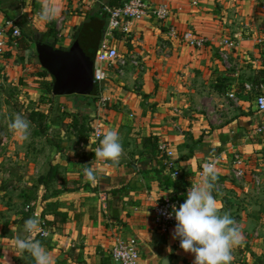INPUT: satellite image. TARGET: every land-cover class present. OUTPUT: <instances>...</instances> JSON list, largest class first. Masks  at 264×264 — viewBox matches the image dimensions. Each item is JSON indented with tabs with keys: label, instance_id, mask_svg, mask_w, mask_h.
I'll return each mask as SVG.
<instances>
[{
	"label": "crops",
	"instance_id": "crops-1",
	"mask_svg": "<svg viewBox=\"0 0 264 264\" xmlns=\"http://www.w3.org/2000/svg\"><path fill=\"white\" fill-rule=\"evenodd\" d=\"M123 1L0 0V27L11 21L32 38L27 48L18 50L11 39L0 69L11 77V57L28 51L22 67L38 75L43 71L36 55L39 42L66 51L85 22L98 25L105 8ZM149 2L166 4L170 16L165 23L145 17L131 23L128 35L116 34L119 53H138L144 69L137 72L128 66L123 77L109 73L102 91L108 98L105 108L98 107L97 95L95 102L92 96H53L68 99L79 124L68 129L67 136L61 132L47 139L43 134L35 145L30 137L21 141L15 136L8 119L5 127L0 125V198L5 195L6 201L0 207V264H35L29 253L19 254L13 245L17 236L27 235L24 222L32 212L46 220L51 231L48 238H32L55 264H113L109 253L117 236L138 241L142 264H193L194 256L172 238L175 226L159 229L152 209L165 194L183 204L210 159L218 160L213 195L223 205L221 213H231L244 237L232 250L231 264H264V132H254L264 125V112L255 109L264 84L256 87L252 82L256 72L264 71V44L256 43L264 34L261 1L201 0L196 6L189 0ZM45 11L50 19L41 18ZM169 26L178 38L167 36ZM186 31L205 38V46H187L179 38ZM225 39L234 46L222 44ZM222 52L228 54L229 66ZM44 78L51 80L50 75ZM6 110L4 106L0 113ZM99 123L103 132L119 133L123 155L118 164L95 159L100 142L93 139L92 127ZM159 142L172 151L169 168L157 150ZM235 155L246 163L240 180L230 175ZM84 165L95 170L98 183L85 180ZM173 171L180 175L172 177ZM27 205H32L31 212L25 211Z\"/></svg>",
	"mask_w": 264,
	"mask_h": 264
},
{
	"label": "built area",
	"instance_id": "built-area-1",
	"mask_svg": "<svg viewBox=\"0 0 264 264\" xmlns=\"http://www.w3.org/2000/svg\"><path fill=\"white\" fill-rule=\"evenodd\" d=\"M201 0H189L190 5L196 6ZM261 1V10L264 11V0ZM107 13V22L103 30L102 37L99 41L93 67V80L97 88L98 107L105 108L108 98L102 95L104 90V82L108 79L109 73L113 72L118 77H123L126 73L127 67L133 68L135 71H143L144 66L139 58V54L134 52L129 55H121L115 44V37L117 33L128 35L130 32V25L132 22H137L145 17H152L160 23H165L170 16V10L166 4H151L149 0H124L122 4L115 8H105ZM62 20V19H61ZM169 38H178L177 30L173 26H169L166 32ZM21 35L19 27L11 21H7L4 27H0V58L4 55L7 49L8 42L12 39V47H16V39ZM179 38L189 47L202 48L206 44V39L194 35L190 31L182 33ZM258 45L264 44V34L256 40ZM222 44L233 47L234 43L225 39ZM221 59L225 65L229 66V56L226 52L221 53ZM19 57L28 58L30 54L28 51L20 52ZM246 89H250V85H245ZM229 98L236 100L232 94ZM255 109L257 112H264V93H260L255 99ZM99 115V114H98ZM257 134L264 132V125L258 126L254 130ZM103 134V126L101 123L92 127V136L95 141L100 142ZM158 152L165 156L168 160L166 166L169 168L172 165L171 157L172 151L168 149L165 142H159L157 145ZM264 154V150L262 152ZM202 171L199 172V177ZM246 172V163L242 156L235 155L231 161L230 175L236 180L243 178ZM178 171H173L172 177H178ZM197 183V182H196ZM195 183V184H196ZM194 184V185H195ZM182 202L179 198L171 197L169 194L163 197L155 204L152 209L153 221L155 225L161 229L166 230L175 226L176 221L172 214L173 206L179 208ZM32 205L25 207L26 212H31ZM39 218L40 226L43 233H34L39 238H48L51 234L50 228L46 220L40 219L38 213L32 212V215ZM110 260L113 264H142L139 252V243L133 237L117 236L114 239L113 245L110 249Z\"/></svg>",
	"mask_w": 264,
	"mask_h": 264
},
{
	"label": "clouds",
	"instance_id": "clouds-1",
	"mask_svg": "<svg viewBox=\"0 0 264 264\" xmlns=\"http://www.w3.org/2000/svg\"><path fill=\"white\" fill-rule=\"evenodd\" d=\"M42 19H50L47 11ZM9 129L21 141L30 137V121L25 114L17 113L9 123ZM95 159L108 166L119 163L123 147L117 130L103 132L100 146L95 148ZM217 159H210L203 165L198 182L187 191L183 204L173 206L172 214L176 221L173 239L179 240L180 249L194 256L193 264H231L232 250L241 244L243 234L230 212L221 213L222 203L213 195L218 179ZM90 165V164H89ZM83 166L85 180L92 184L99 182L95 170ZM24 238L17 236L13 245L19 254L29 253L35 264H55L52 255L34 240V233H43L39 218L34 214L24 222ZM164 264H167L165 261Z\"/></svg>",
	"mask_w": 264,
	"mask_h": 264
},
{
	"label": "rangeland",
	"instance_id": "rangeland-1",
	"mask_svg": "<svg viewBox=\"0 0 264 264\" xmlns=\"http://www.w3.org/2000/svg\"><path fill=\"white\" fill-rule=\"evenodd\" d=\"M5 53L3 56H5ZM23 59L24 58L20 60L19 54L11 57V67L14 69V74L12 73L11 77L6 74V71L0 69V110L3 109L4 106H7V110L3 114L0 113V125L5 127L3 122L6 119L10 122L17 113L26 114L38 108L43 114L41 125L44 128V133L30 122L31 143L35 145L39 140L38 138H42L43 134L47 135V139L59 137L61 132H64L65 136H67L66 134H69L68 129H70L73 125L72 123H74L72 120L74 116H72L73 114L69 110L68 99L66 97H53V95L49 94L47 91L48 82L44 78L42 72H38L37 75L35 71H24L22 67L23 64L21 63ZM35 61V59L30 61L32 66L36 65ZM16 68L21 70L15 72ZM22 70L24 72H22L21 76H17ZM31 75H33L35 79L30 77ZM36 77L38 79H36ZM4 196L0 198L1 208L4 207L6 203ZM4 211L5 210H3V212ZM257 262L261 264V261L257 260Z\"/></svg>",
	"mask_w": 264,
	"mask_h": 264
},
{
	"label": "water",
	"instance_id": "water-1",
	"mask_svg": "<svg viewBox=\"0 0 264 264\" xmlns=\"http://www.w3.org/2000/svg\"><path fill=\"white\" fill-rule=\"evenodd\" d=\"M100 35L97 23L88 22L68 50H43V57H48L47 69L54 78L56 90L66 95L94 94L93 67Z\"/></svg>",
	"mask_w": 264,
	"mask_h": 264
},
{
	"label": "trees",
	"instance_id": "trees-1",
	"mask_svg": "<svg viewBox=\"0 0 264 264\" xmlns=\"http://www.w3.org/2000/svg\"><path fill=\"white\" fill-rule=\"evenodd\" d=\"M122 3L118 4V5H114V6H111L109 8H115V7H118L120 6ZM94 19L90 18L89 21H92ZM107 20V13L104 11H102V20H97L99 21V24L97 25L101 30L104 28V24ZM88 22V21H87ZM85 22L83 24V26L87 23ZM21 26V25H20ZM19 29L21 30V35L19 38L16 39V42H17V45H16V49H25L27 48V46L29 45V42H31L32 38L30 37V35L28 33H25L23 30V27ZM100 39H101V35H100ZM43 47H45L46 49L47 48H50L52 51H56L58 49H54V47H52L49 43H43L42 42H39L38 43V46H37V59H38V62L39 64L42 66L43 68V71H42V74L44 76L46 75H50L51 77V80L50 82L48 83V87H47V91L49 92V94L53 95V96H65L66 94H63L61 93L60 91L56 90V88L54 87V78L52 77V75L49 73L48 69H47V61H48V57H43ZM44 48V49H45ZM45 49V50H46ZM51 51V52H52ZM252 82L253 84L256 86V87H259L260 84L263 85L264 84V71H259V72H256L254 74V77L252 78ZM94 95H97V88L95 87V90H94V94L92 95L93 97V100L95 102L96 98ZM88 96L84 97V96H81V95H76V98L81 100L83 98H87ZM27 116V118L29 119V121L35 125L36 127H38L41 132L44 133V128L43 126L41 125V120H42V117H43V114L38 110H33V111H30V112H27L25 114ZM74 123H72V127H74V129H76V126L79 124L78 122V119L74 116V118L72 119ZM83 128V127H82ZM81 128V129H82ZM71 129V128H70ZM39 130V131H40ZM43 130V131H42ZM81 132V130H80ZM30 218V217H29Z\"/></svg>",
	"mask_w": 264,
	"mask_h": 264
}]
</instances>
